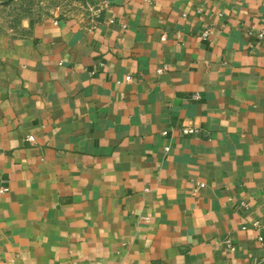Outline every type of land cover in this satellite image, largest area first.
<instances>
[{
  "label": "crops",
  "instance_id": "obj_1",
  "mask_svg": "<svg viewBox=\"0 0 264 264\" xmlns=\"http://www.w3.org/2000/svg\"><path fill=\"white\" fill-rule=\"evenodd\" d=\"M91 1L0 13V264H261L264 0Z\"/></svg>",
  "mask_w": 264,
  "mask_h": 264
},
{
  "label": "rangeland",
  "instance_id": "obj_2",
  "mask_svg": "<svg viewBox=\"0 0 264 264\" xmlns=\"http://www.w3.org/2000/svg\"><path fill=\"white\" fill-rule=\"evenodd\" d=\"M97 8L91 0H0V13L17 23L41 16L87 15Z\"/></svg>",
  "mask_w": 264,
  "mask_h": 264
},
{
  "label": "built area",
  "instance_id": "obj_3",
  "mask_svg": "<svg viewBox=\"0 0 264 264\" xmlns=\"http://www.w3.org/2000/svg\"><path fill=\"white\" fill-rule=\"evenodd\" d=\"M98 11L99 10L96 9L95 14H97ZM259 35H261V36L264 35V26L259 29ZM127 78L129 79V77H127ZM180 129H181V132L183 134H188V133H192V132L196 131L194 126H189V125H182ZM162 134H165V131H163ZM27 140L33 141L34 139H33L32 136H28ZM165 149H166V147H165ZM197 185L200 187V186H202V183H197ZM252 225H253V227L256 230H259V232H261V233H259L257 235L256 240H257V242L259 243V245H260V247L262 249L261 264H264V236H263V233H262V231H264V213H263V216L260 219L253 221ZM226 247L229 250L232 249L231 245L227 241H226Z\"/></svg>",
  "mask_w": 264,
  "mask_h": 264
}]
</instances>
